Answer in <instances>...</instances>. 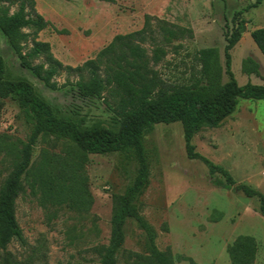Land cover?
<instances>
[{
	"label": "rangeland",
	"instance_id": "1",
	"mask_svg": "<svg viewBox=\"0 0 264 264\" xmlns=\"http://www.w3.org/2000/svg\"><path fill=\"white\" fill-rule=\"evenodd\" d=\"M256 0H35L36 12L48 22L38 40L47 42L56 59L73 68L94 59L116 35L142 29L145 16L189 28L192 38L173 41L166 47L164 59L154 67L171 83L186 82L195 66V52L215 47L220 51L225 70L224 34L235 22L243 21L244 31L230 51L231 71L238 86L250 82L264 86L255 75L241 71L242 62L250 58L264 71V59L254 45L250 33L264 28V1L256 8ZM16 10V6L11 11ZM154 22V20H152ZM228 28V29H227ZM180 48L173 50V46ZM150 50V43L144 45ZM150 54V53H149ZM0 56L6 65V78H22L55 113L84 128L116 129L108 92L101 99H83L69 86L52 91L23 69L0 33ZM74 76L65 73L55 81L62 85ZM229 77L223 75V83ZM6 132L27 141L30 128L24 123L17 105L0 101V134ZM194 152L214 165L224 168L235 184L227 186L222 175L210 174L199 159L186 153L180 123L156 125L144 137L150 156V183L140 198V212L156 231L159 250H168L173 264H229L227 246L240 236H251L257 244L254 264H264V216L258 201L246 197L237 186L246 185L264 195V101L239 99L235 112L219 128H202L192 138ZM41 147L36 148L33 161ZM54 144L51 150L62 151ZM117 154L88 155L85 172L88 176L92 206L86 213L66 208L57 217L47 220V213L28 191L16 200V219L26 245L13 242L8 251L18 259L33 258L34 264H99L92 248L107 244L110 235L112 195L121 194L135 175L134 164L127 173L120 169ZM11 170L0 165V184ZM223 182L219 187L217 182ZM166 226L167 230H164ZM123 249L144 253L146 240L134 222H127ZM118 264H124L122 257Z\"/></svg>",
	"mask_w": 264,
	"mask_h": 264
},
{
	"label": "trees",
	"instance_id": "2",
	"mask_svg": "<svg viewBox=\"0 0 264 264\" xmlns=\"http://www.w3.org/2000/svg\"><path fill=\"white\" fill-rule=\"evenodd\" d=\"M264 0H256V8ZM16 6V10L11 11ZM154 20V22H152ZM224 34L225 70L220 51L210 47L194 54L195 66L186 82L171 83L154 69L166 56V47L173 41L192 38V30L145 16L139 31L116 35L98 52L94 59L75 68L56 59L47 42L38 40L48 22L36 12L35 0H0V33L17 57L20 66L52 90L67 86L83 99H101L108 92L117 128H84L55 113L25 79H7L6 65L0 56V101L14 102L22 120L30 128L27 141L3 132L0 134V165L9 164L11 170L0 184V264H34L33 258L18 259L8 247L13 242L26 245L23 231L16 219V200L27 191L46 211L50 222L60 208L86 213L93 203L85 167L88 155L117 154L120 169L127 173L128 165L135 166V175L123 193L112 195L110 235L107 244L92 248L99 264H173L171 253L156 245V231L140 212V198L150 183V156L144 137L156 125L180 123L185 149L190 159H199L218 173L227 186L235 184L231 175L194 152L193 136L202 128H219L232 115L239 99L264 101V86L250 82L238 86L231 71L230 51L244 31L243 21L235 22ZM228 29V28H227ZM250 37L264 59V28L255 29ZM150 43V50L144 45ZM180 45L173 46V50ZM150 53V54H149ZM245 75H255L264 81L260 64L250 58L241 65ZM65 73L74 76L59 85L55 78ZM229 77L223 83V75ZM41 147L37 160L33 155ZM54 144L62 151L51 150ZM219 187L223 182L218 181ZM246 197L258 201V211L264 216V195L246 185L237 186ZM134 222L146 240L144 253L123 249L127 222ZM164 230H167L164 226ZM257 244L253 237L240 235L226 248L229 264H254ZM190 264L194 262L186 258Z\"/></svg>",
	"mask_w": 264,
	"mask_h": 264
}]
</instances>
